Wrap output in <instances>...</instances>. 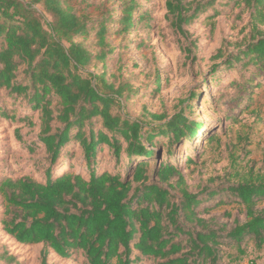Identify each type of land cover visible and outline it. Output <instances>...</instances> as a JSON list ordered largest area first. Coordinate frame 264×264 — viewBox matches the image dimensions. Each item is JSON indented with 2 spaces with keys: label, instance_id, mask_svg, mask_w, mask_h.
<instances>
[{
  "label": "trees",
  "instance_id": "16d2710c",
  "mask_svg": "<svg viewBox=\"0 0 264 264\" xmlns=\"http://www.w3.org/2000/svg\"><path fill=\"white\" fill-rule=\"evenodd\" d=\"M71 1L0 0V91L22 98L32 113H39L38 140L47 154L40 165L45 169L42 181L23 176L0 182L5 233L20 244H41L40 264H47L50 253L62 259L80 254L86 264H219L224 238L239 244L248 236L256 249L264 247V207L259 208L264 205V175L223 189L236 199L244 217L242 223L235 219L229 230L204 218L208 210L200 208L203 199L187 190L176 166L161 162L157 181L149 182V167L160 159L153 140L163 137L172 146L196 136L201 124L189 121L181 110L142 132V122L113 115L111 108L121 90L103 77L80 73L91 56L74 38L87 32L89 14L82 8L74 11ZM212 1L192 8L182 0H166L165 8L187 37L182 26ZM242 1L252 10L253 28L264 24V0ZM37 6L50 17L49 22L43 23ZM125 13L123 23L129 26L130 11ZM105 32V25L99 24L100 38ZM220 55L219 50L216 57ZM241 59L244 64L264 65V32L227 58V65ZM21 66L25 80L19 82ZM52 96L60 106L56 111L51 107ZM150 117L158 122L166 119ZM94 118L100 119L106 132L90 129L86 135L84 123ZM53 123L63 127L53 128ZM71 142L83 152L87 177L69 170L56 172L62 151ZM103 147L117 160L125 153L128 163L123 176L92 167ZM138 158L144 160L134 165ZM174 189L178 199L171 195Z\"/></svg>",
  "mask_w": 264,
  "mask_h": 264
},
{
  "label": "rangeland",
  "instance_id": "374dc122",
  "mask_svg": "<svg viewBox=\"0 0 264 264\" xmlns=\"http://www.w3.org/2000/svg\"><path fill=\"white\" fill-rule=\"evenodd\" d=\"M165 1L72 0L74 11L82 8L89 14L87 32L74 38L91 56L80 73L83 77H103L114 89L119 88L121 95L111 113L142 122V132L181 110L189 121L201 124L196 136L172 146L163 137L153 140L160 159L149 167V182L157 181L161 162L176 166L187 190L203 199L200 208L208 210L204 218L217 228L229 230L235 219L242 223L244 217L236 199L223 189L264 175V65L244 64L241 59L228 66L226 60L261 38L264 24L253 28L252 10L242 0H215L182 26L188 34L184 37L167 13ZM182 1L195 8L209 0ZM36 9L43 23L50 21L41 7ZM126 11H130L129 26L123 23ZM99 24L106 27L102 39L97 34ZM219 50L221 55L216 57ZM23 70L21 66L17 73L19 82L25 80ZM51 107L55 111L60 108L55 96ZM151 115L166 119L153 121ZM52 127L63 125L53 123ZM90 129L106 132L99 118L84 123L86 135ZM39 132V113H32L22 98L0 91V182L23 176L43 180L45 169L40 165L45 164L47 154L38 140ZM147 149H151L148 144ZM63 154L57 173L69 170L87 177L88 167L78 143L68 144ZM94 159L92 167L98 171L121 176L126 172L124 152L117 160L108 147H103ZM134 160L136 165L144 159ZM171 195L179 197L176 189ZM263 207L260 204L259 208ZM5 217L0 195V264H40L42 245L17 243L3 230ZM222 242L219 264H264V247L256 249L248 236L239 244L226 238ZM47 264L86 263L80 254L62 259L50 253Z\"/></svg>",
  "mask_w": 264,
  "mask_h": 264
}]
</instances>
